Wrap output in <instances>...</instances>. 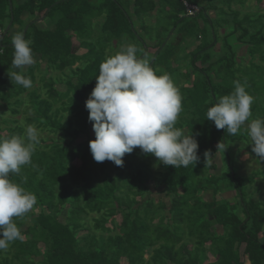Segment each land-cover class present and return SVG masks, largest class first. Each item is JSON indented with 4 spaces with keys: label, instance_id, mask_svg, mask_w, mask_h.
Wrapping results in <instances>:
<instances>
[{
    "label": "trees",
    "instance_id": "16d2710c",
    "mask_svg": "<svg viewBox=\"0 0 264 264\" xmlns=\"http://www.w3.org/2000/svg\"><path fill=\"white\" fill-rule=\"evenodd\" d=\"M233 1L243 5L247 0H227L228 4ZM99 2L102 0H0V105L4 104L13 116L5 117V111L0 110V137H23L31 124L38 130L40 141L32 163L22 166L19 173L9 174L12 182L34 193L37 201L28 213L12 218L24 239L0 250V264H264V244L260 241L264 201L247 200V180L236 175L235 166L242 149L253 154L251 147L246 149L238 142L251 144V139L244 126L231 135L218 130L206 115L220 97L235 90L233 82L239 80L254 98L249 121L264 118V15L247 13L240 18L239 11H233L230 21L235 29L229 34L240 33L238 39L248 44V55L252 57L243 65L233 58L231 50L212 62V56L200 53L209 44L201 43L195 54L180 56L171 37L166 41L172 28L173 32L204 42L202 32L207 27L199 19L204 15L215 41L211 47H215L216 28L206 12L191 14L190 7L201 6V0ZM253 2L258 7L262 0ZM155 10L158 13L151 15ZM161 10L168 22L164 26L157 23L163 16ZM154 17V27L138 21ZM98 18L103 20L101 30L97 29L99 22L94 21ZM184 18L199 22L182 25ZM42 19L53 28L39 27L37 22ZM198 28L199 32H192ZM142 30L151 42L149 33H155L157 40L152 46L156 51L149 50ZM17 33L31 41L34 63L22 70L32 81L30 88L14 85L8 75L9 71H21L11 68L12 37ZM73 37L80 41L83 53H78ZM114 41L117 45H135L137 57L147 58L157 75L170 76L182 97L175 127L195 135L199 143L197 164L179 168L161 164L164 170L158 172L157 179L152 169L158 158L139 148L125 154L122 167L93 159L89 142L96 137L85 104L96 85L100 64L116 54L111 47ZM256 55L260 64L253 61ZM199 59L209 61L208 66L199 69ZM43 63L45 69L41 70ZM50 70L70 78L47 76ZM37 71L43 73L38 79ZM58 82L65 83V90L56 87ZM21 115H25L23 120ZM43 132L47 136L41 135ZM57 134L62 137L55 139ZM229 145H238L235 160ZM205 152L210 153L208 165ZM216 153L225 166L220 175L211 172L218 167L213 163ZM76 159L81 161L79 166L74 164ZM231 189L237 191L241 212L231 199L215 197ZM161 190L165 194L158 197ZM209 190L213 194L207 200L204 193ZM118 215L120 224H116ZM215 225L223 233L216 227L212 230ZM83 230L87 232L79 235ZM217 234L224 238L215 240ZM208 242L214 262L207 259Z\"/></svg>",
    "mask_w": 264,
    "mask_h": 264
},
{
    "label": "clouds",
    "instance_id": "9594fccd",
    "mask_svg": "<svg viewBox=\"0 0 264 264\" xmlns=\"http://www.w3.org/2000/svg\"><path fill=\"white\" fill-rule=\"evenodd\" d=\"M30 44L21 33L12 37L11 68L21 71H9L8 75L14 85L24 88L32 86L22 71L34 63ZM136 53L135 45H123L100 64L96 85L85 104L96 137L89 142L93 159L122 167L125 154L139 148L165 166L197 164L199 143L195 135L175 127L182 111L178 89L167 73L157 75L148 59L138 58ZM233 83L235 90L207 110V120L231 135L244 126L252 152L264 160V118L248 122L254 98L239 80ZM38 137V130L31 124L23 137H0V250L16 240L23 241L21 229L12 218L28 213L36 204L35 194L12 182L9 174L19 173L22 166L32 163V154L40 143ZM204 155L208 165L210 153Z\"/></svg>",
    "mask_w": 264,
    "mask_h": 264
},
{
    "label": "rangeland",
    "instance_id": "374dc122",
    "mask_svg": "<svg viewBox=\"0 0 264 264\" xmlns=\"http://www.w3.org/2000/svg\"><path fill=\"white\" fill-rule=\"evenodd\" d=\"M103 1L104 0H102V2H99V3H104ZM201 1H202L201 6H197V7L191 6L190 7V9H192L191 14L194 15L197 12H199L200 10H203L204 12H206V15L208 16V18L211 21V24L214 25L216 28L217 41L215 43V47L214 48L211 47L215 41L212 42L213 38L210 36V33L212 32L210 22L205 19L204 15L199 17V19L204 21V24L207 27L206 29L204 28V31L202 32V34L204 36V42L202 40H200V38L199 39H192V38L189 39V36L187 34H184L183 32L182 33L173 32L172 28L169 30V33L166 35V41L171 37L170 40L173 43V46H174L173 48H175L176 52L180 56H183L185 54L191 55V53L196 51L198 45L203 43L204 45L209 44V46L207 48H205L204 50H202L200 53L203 55L212 56V58L210 60L212 62L216 61L220 56L225 55L229 50H231V52L234 51L233 52V56H234L233 58L234 59H237L239 61V63H242L243 65L248 64L252 59V57L250 55H248V51H247L248 44L242 43L239 41L238 35L240 33H238L236 35L229 34V33L233 32V30L235 29V26L230 21V19L234 15L233 11H239V17L240 18H242L243 15H245L247 13L248 14L249 13L250 14L255 13L256 15H258V14L264 15V0H262V2L259 4L258 7H255L254 2H253L254 0H247L246 2H244L243 5L238 1L230 2V4H228L227 0H201ZM198 7H200V9ZM156 13H158L157 10L153 11V14H151V15H155ZM162 13H163V16H161L158 19L157 23L164 26L165 24H168V22H167L166 14L161 10L160 14H162ZM25 17L26 16H23V18H25ZM37 17H38V19H40L39 15H37ZM223 18L228 19V21L223 22L225 19L223 21H221V19H223ZM199 19L195 20L194 18H184L182 25H189L192 23H197V22H199ZM156 20H157V18L154 17L152 19L147 18V19H142V20H138V21H139V23H142V21H144L147 26L154 27L155 24H157V23H155ZM94 21L99 22V26L97 25V29L101 30L103 20L101 18H98ZM217 22H218V25H217ZM37 24L41 28H51V29L53 28L52 24L49 21H47L46 19L45 20H43V19L39 20L37 22ZM137 26H138V24H137ZM137 28L139 29V27H137ZM177 30H181V27ZM199 30H200L199 28L193 29L192 32L196 33V32H199ZM142 33L145 36L147 43L150 45L149 50L151 52L156 51L155 46H152L153 43H155L157 40L154 37L155 33H149V34H152L153 42H151L148 39L149 36H146V33H144V30H142ZM227 33H228V36L225 35ZM263 35H264V30H263ZM225 42H226V44H225ZM73 43H74L75 47L78 49L79 54H81L85 51L84 48L79 47L80 41L77 40L75 37H73ZM123 45H127V43L121 44V45L118 43V45H117V42L114 41L112 43V46H111V47H113V53H117L121 49V46H123ZM193 54H195V53H193ZM112 55H115V54H112ZM190 55H187V56H190ZM253 61L255 63H258V64H260V62H261L260 59L258 58V55H256V57L253 59ZM208 64H209V61H206L205 63L201 62L200 59L196 61V66L199 69L207 67ZM177 65H178L177 63L173 64V66H177ZM44 67H45V63L42 64L41 70L45 69ZM183 71L185 72L186 70L183 69ZM66 73L68 74L69 71H66ZM36 74H37V79L42 77V75H43V73L41 71H37ZM48 75H51L53 77H60L63 80L70 78V77L62 76V74L59 73L58 70H50V72H49V74H47V76ZM192 79H194L193 75H192ZM38 83L41 84L40 82H38ZM187 86L190 87L189 84ZM56 87L59 90H65V88H66L64 82H61V83L58 82L56 84ZM211 96H212V94H211ZM212 97L209 96L210 99H212ZM0 110L5 111V113H6L4 115L5 117L13 118L11 112L8 109H6L4 104L0 105ZM19 118H21L23 120L25 118V115H21V116H19ZM248 122H250V121H248ZM248 122H246V124ZM41 135H43L45 137V136H47V132H43V133H41ZM52 135L53 134H51V136ZM60 137H62L61 134H57L54 136L55 139H58ZM238 143H239V145L245 146L246 149H250V147H251L248 141H245L244 144H242V142H238ZM233 146L234 145H229L228 147L231 149V158H234V160H235L236 159L235 148L238 145L235 147H233ZM241 151L242 152L239 155H237L238 159H236V162H235V166H237L236 175L239 177H244L247 180L244 183L247 186V192L249 194V197L247 196V200L252 199L254 201H260V202L264 201V160H260L259 158H258V160L255 159L256 155L253 152H252L253 154H250L248 151H245V149H242ZM213 159H214L213 163H216L218 167L215 170H211V172L216 174V175H220L221 173H223V170L225 168L224 162L222 161V158H221V155L219 153H216L214 155ZM228 161L229 160L225 161V163L227 165H228ZM74 164L79 166L81 164V161L79 159H76L74 161ZM163 170H164V168L161 166L160 162L155 163V165L152 169L154 175H156L157 177H159L157 175L158 172L160 173ZM251 177H252V181L250 182L249 180L251 179ZM157 179H160V177ZM156 183H158L159 187H161V188L163 187L159 180H157ZM236 193H237V191L231 189V190H227V191L217 193V194H215V197L217 199H221V198L231 199V202H232L231 204L235 205L237 210L239 212H241L242 207L239 204L237 205L238 200H237V197L235 196ZM164 194H165V192L163 190H161L157 195H158V197H163ZM212 194H213L212 190H209L206 193H204L205 199H207V200L211 199ZM92 216H93V214H92ZM61 218H63V217H61ZM29 220H30V218L26 219L27 222H30ZM120 222H121V216L118 215L116 217V224H120ZM154 222L156 223L157 220H155ZM215 227L218 228L217 230L219 231V233H223V229L217 225L213 226L212 230ZM24 228H26V227H24ZM109 228H113L112 224H109ZM86 232L87 231L83 230V231H81V233L79 235H83ZM218 235L219 234H217V236L215 237V240L221 241V238H224L223 237L224 235L223 236H220V235L218 236ZM263 235H264V232L260 238V241L264 244ZM228 236L229 235H227L226 237H228ZM210 243L211 242H208L206 244V247L208 250L207 251V253H208L207 257L208 258L207 259L210 262H214L216 260V258L212 255L213 253H211L209 251ZM191 245L192 244H190L189 247H191ZM39 246L41 247V249H43L42 243H40ZM243 250H244V245H242L240 247L241 255H242ZM17 264H22V263L17 262Z\"/></svg>",
    "mask_w": 264,
    "mask_h": 264
},
{
    "label": "built area",
    "instance_id": "2783aa9c",
    "mask_svg": "<svg viewBox=\"0 0 264 264\" xmlns=\"http://www.w3.org/2000/svg\"><path fill=\"white\" fill-rule=\"evenodd\" d=\"M191 10V12H192V9H190Z\"/></svg>",
    "mask_w": 264,
    "mask_h": 264
}]
</instances>
